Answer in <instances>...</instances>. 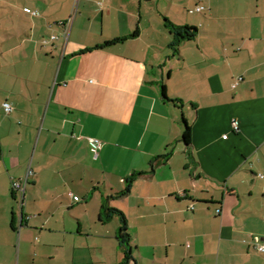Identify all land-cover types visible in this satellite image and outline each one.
Instances as JSON below:
<instances>
[{"label":"crops","instance_id":"1","mask_svg":"<svg viewBox=\"0 0 264 264\" xmlns=\"http://www.w3.org/2000/svg\"><path fill=\"white\" fill-rule=\"evenodd\" d=\"M112 208L128 264H264V0H0V264L123 263Z\"/></svg>","mask_w":264,"mask_h":264},{"label":"trees","instance_id":"2","mask_svg":"<svg viewBox=\"0 0 264 264\" xmlns=\"http://www.w3.org/2000/svg\"><path fill=\"white\" fill-rule=\"evenodd\" d=\"M167 25H168L167 28L169 29L170 35L172 36V40H173L172 44L170 45V48L176 53H178V49L180 45H182L184 42L195 40L198 37L199 30L196 27L177 26V25L172 24L169 21ZM125 41H126V38H118L113 41L106 42L103 47H109L113 45L122 44ZM162 96L165 101L173 102L172 100L168 98L165 87H163ZM183 123H184V132L182 135V141L184 142L186 147L189 148L192 142L191 127L189 126L185 118H183ZM137 175L138 174L131 176L127 179L128 187L124 193L130 190ZM124 193H122L121 195H124ZM106 214L108 218H111L114 215L120 218L121 227L118 230L117 239H118L119 244L125 249V258H124L123 263L121 264H128L129 261L133 260V256L131 252L132 245H131V237L128 233L127 219L121 211L114 209V208L110 209Z\"/></svg>","mask_w":264,"mask_h":264},{"label":"built area","instance_id":"3","mask_svg":"<svg viewBox=\"0 0 264 264\" xmlns=\"http://www.w3.org/2000/svg\"><path fill=\"white\" fill-rule=\"evenodd\" d=\"M205 10H206V7L203 5H200V6H197L195 9L191 10V13H195V12L196 13H203ZM34 15H38V13L35 12ZM67 35H68V33L65 34L66 38H68ZM52 39H57V37L53 36ZM242 81H243L242 77L238 78L234 82L233 87L235 88ZM2 107L4 108V111L7 114H10L13 112V107L9 103H4L2 105ZM233 129L236 132L239 130V124L237 121L233 122ZM223 138L226 139L227 135H225ZM88 141L90 143V146H91V149H92L94 155L97 157L99 154V151L102 148V142L100 140L95 139V138H89ZM31 175H32V171H28V173L26 174V176L24 178L16 180L12 184V190H13L14 194L18 195L17 197H18L19 204H20L22 209L25 207V204H26V198H25L26 186L29 182V178L31 177ZM260 176L263 177L262 175H260ZM191 209L193 210V206H191ZM254 244L256 245V248L258 249L259 252H264V245H262L260 243L259 238L254 239Z\"/></svg>","mask_w":264,"mask_h":264},{"label":"rangeland","instance_id":"4","mask_svg":"<svg viewBox=\"0 0 264 264\" xmlns=\"http://www.w3.org/2000/svg\"><path fill=\"white\" fill-rule=\"evenodd\" d=\"M190 27H192V26H190Z\"/></svg>","mask_w":264,"mask_h":264}]
</instances>
